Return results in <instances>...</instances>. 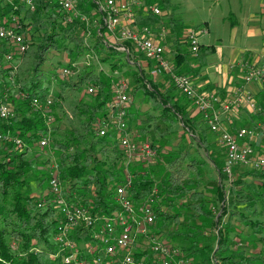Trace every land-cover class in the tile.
Listing matches in <instances>:
<instances>
[{
	"label": "trees",
	"instance_id": "16d2710c",
	"mask_svg": "<svg viewBox=\"0 0 264 264\" xmlns=\"http://www.w3.org/2000/svg\"><path fill=\"white\" fill-rule=\"evenodd\" d=\"M159 5L165 11L164 16L139 17V25L168 24L172 32L167 43L171 53L175 47L171 60L175 72L198 79L202 67L207 64V56L215 48L202 46L199 57H194L182 37L187 26L176 15L177 6L172 0H159ZM17 14L21 17L24 35L32 33L39 39L35 40L37 44H32L30 80L20 87L19 91L23 93L13 100L11 117L8 120L0 118V135L12 138L11 141L0 139V264H96L95 260L102 251L90 250L91 246L100 243L94 238L92 228L76 224L64 245L56 240L58 228L67 223L62 208L64 205L82 207L96 220L102 215L112 216L123 211L116 200L120 186L128 190L137 206L148 198L155 199L157 220L150 228L152 236L156 233L167 236L168 244L176 241L180 253L177 258L187 260L188 264H264V253L251 255L245 248L237 247L241 234L235 226L236 221L242 222L252 229L253 236L264 243V173L255 170L243 173L249 181L232 180L226 186L224 164L222 166L215 158L214 150L205 147L212 143L206 123L193 103L174 85L171 74L163 72L160 74L163 80L155 83L157 77L136 66L139 70L132 76L136 86L132 94L142 90L145 95L155 97L150 103L161 113L155 118L164 124L179 122L191 139H197L206 148L207 158L212 160L218 173L214 202L197 184L199 179L186 178L189 170L197 171L199 177L207 160L195 157L185 147L175 146L172 157L167 160L168 168L145 167L142 170L132 164L114 134L98 135L97 122L106 115L107 105L118 83L113 86L108 78L95 73L93 68L97 63L94 61L91 65L73 66L87 52L82 24L65 23L63 15L46 0H36L33 11L24 5L15 9L10 3L0 0V23ZM6 46L0 40V72L8 75L16 68L12 65L6 67L4 56L10 50ZM50 52L66 53L70 60L66 67H72L74 72L83 67L84 73L78 82L68 83L67 78L65 82L57 80L62 69L60 66L51 73L44 71ZM96 52L102 63H108L109 56L118 53L106 49L100 39L96 40ZM118 65L110 62L112 69ZM154 67L155 63L148 60L149 70ZM57 81H60V91L47 108L46 97L52 92L51 83ZM89 83L96 87L92 94L87 93ZM164 83L170 85L166 87ZM77 91L84 92L91 99L84 100ZM35 98L40 99L42 108L34 105ZM63 98L67 100L65 103L72 104H69L70 114L60 103ZM59 110L62 113L59 114ZM192 110L196 116L191 114ZM263 113L264 108L258 113L260 120L264 118L261 116ZM50 116L52 121L48 120ZM258 117H247L251 119L249 127L257 126L255 120ZM144 130H148L146 126ZM43 137L49 138L46 147L40 145ZM16 139L22 141L21 148L14 142ZM149 144L154 155L160 152L156 143L151 141ZM50 152L57 156L62 188L59 196L49 185L51 158L48 157L53 155ZM152 158L143 163L148 164ZM135 245L139 250L135 256L151 258L147 251L141 249V242ZM67 257H71L70 263H66ZM109 261L110 264H119L117 258H105L102 264H109Z\"/></svg>",
	"mask_w": 264,
	"mask_h": 264
},
{
	"label": "built area",
	"instance_id": "2783aa9c",
	"mask_svg": "<svg viewBox=\"0 0 264 264\" xmlns=\"http://www.w3.org/2000/svg\"><path fill=\"white\" fill-rule=\"evenodd\" d=\"M3 1L10 3L15 9H18L20 5L32 11L36 9V0ZM46 1L63 15L65 23L79 22L84 26L83 36L87 52L83 57V65H91L92 61L101 64L96 52V40L100 39L106 49L125 54L130 65H135L154 77L160 76L163 72L170 73L174 85L193 103L210 131L219 134L220 143L225 149L224 174L231 178L236 167L264 173V150L258 151L253 144L257 137H261L264 141V118L257 123L256 127H242L235 131H229L223 127V117L232 109H245L251 113L263 111L250 85L264 84V61H246L241 64L244 71L243 82L235 90L233 99L224 102L218 93L202 90L193 78L175 72L168 58L171 50L166 43L170 33L165 25H139V17L164 16L157 0ZM20 19L21 17L17 14L0 23V38L6 40L9 45H15L19 54H25L29 44L24 38L26 36L22 32L24 27ZM200 29L190 28L182 36L186 39L191 54L196 58L199 57L202 48L200 36L203 31ZM7 60H13V56L8 55ZM148 60L155 63V67L151 70L148 68ZM72 74V67L63 68L60 72L62 79ZM95 90V86H89L87 93L92 94ZM51 99L46 102L47 108L53 103V98ZM34 105L42 108L40 99H34ZM130 105L129 87L125 82H120L113 89L106 115L97 122L98 135L105 137L110 133L114 134L120 148L129 158L147 161L154 155V151L149 143L140 145L132 140L129 128ZM11 115L10 106L3 105L0 108L1 118L7 119ZM52 119V116L48 118L49 121ZM15 141L21 148L22 141L20 139ZM48 143L49 138L46 137L40 141L42 147L48 146ZM49 168L51 169L49 185L59 196L62 191L59 166L56 162H52ZM116 200L123 211L115 212L112 216L102 215L97 220L82 207L71 208L64 205L62 211L67 218V223L58 228L59 235L56 240L64 245L66 237L73 232V226L80 224L85 228H92L94 238L100 241L90 247V250L94 252L100 249L102 251V255L97 256L95 260L96 264H102L105 258L111 260L117 258L119 264H188L187 260L177 258L178 250L172 249L167 241L152 236L150 228L157 220L154 198H148L142 205L137 206L128 194V190L120 186L117 189ZM141 236L148 245L141 243L140 247L149 252L150 259L139 258L134 255L135 253H131L130 249ZM70 261L71 257H67L66 263Z\"/></svg>",
	"mask_w": 264,
	"mask_h": 264
},
{
	"label": "rangeland",
	"instance_id": "374dc122",
	"mask_svg": "<svg viewBox=\"0 0 264 264\" xmlns=\"http://www.w3.org/2000/svg\"><path fill=\"white\" fill-rule=\"evenodd\" d=\"M156 2L157 4H159V0H157ZM172 3L177 6L178 10L176 12V15H178V17L183 21L184 25L187 26L185 31L189 30L190 28H195L196 26H201L200 30L203 31V34L200 36L201 46H213L215 48L214 52L207 56V64L202 67L205 74H214L218 70H224L225 68H228V64L226 62H229L228 58L230 56H233L234 54H240L247 50L259 54H264V39L260 35L255 34V26H253V24L255 23L252 21L255 15H258L263 11L262 4L264 3V0H172ZM162 11L165 14V11L163 9ZM165 26L167 27V30L171 35V28L168 26V24H165ZM25 36V40L31 42V44L28 45V50L25 52V54H19L16 51L17 47L15 45H9L6 40L0 38L1 41L5 42L8 47H10L9 52L4 56L6 67L12 65L16 68L15 70H12L8 75L0 72V85L4 87L3 89L0 88V99L2 97H4L5 99H3V102H0V108L3 105H7L8 107L10 106V108H14L13 100L16 99V97H19L20 93H23L22 91H19L20 87L23 84L29 82L30 77L32 75V47L34 46H32V44H37L36 41H38L39 38H36L35 35L33 36L32 33H30V35L29 33H26ZM183 40L186 42L185 38H183ZM166 45L170 46L169 43H166ZM174 49L175 47L173 48L172 53L168 55V58L172 61L174 58ZM8 55H12L13 60H7ZM223 56H225V58ZM109 57L110 58L108 63L101 62V64H96L95 66L93 65L95 67L93 68V70L95 73H98L100 77L108 78L113 86L120 82H125L128 85L131 97V105L129 108V123L130 128L132 129V140H134L140 145H143L145 143H151V141H153L160 147V152H158V154L156 153L155 155H153V158L148 164H144L143 161H139L137 158H131V160L128 159V161H132V164H136L135 167L142 170L145 167L147 169H163L165 167L168 168V158L172 157V153L175 149V146L178 145L179 147L181 145L188 149L189 152H191V154L195 157H198L201 160H207L206 166L204 165L200 170L201 175H199V177L197 171L189 170L188 172H186V178L188 179L189 177V179L192 180L199 179V182L197 184L199 185V187H201L202 191L207 193V195L211 199V202H214V200L216 199L218 173L212 160L207 158L208 153L206 151V148L210 149V151L214 150L215 158L220 161L223 166L225 162V149L220 143V136L215 137L213 135V132H211L210 129L206 126L207 130H209V138H212V143L210 142L211 145L207 144V146H205L206 148H203L198 143L197 139L193 140L190 136H188L187 133H185L186 130L182 127L179 122L175 124L174 122H168L166 124L161 123L162 121L159 120V118H155L159 117V115L161 114L160 111L154 109L151 105L155 97L145 95L144 91L142 90H138L135 95L132 94L133 89L136 88L132 76L133 74L138 72L137 67L135 65H130L126 58V55L123 53L119 52L117 54H112ZM192 58L195 61L197 60L194 57ZM48 59L49 61L44 66V71L50 73L54 72L58 66L62 67V69L66 68V65L69 64L70 61L68 59L67 54L64 52H50L48 55ZM261 60L264 61L263 56L255 55V58H252L250 61ZM83 62L84 58L81 57L79 58L77 63L82 64ZM110 62H117L119 65L116 69H112V67L110 66ZM1 67L2 66H0V69ZM82 68L83 67H80L79 71H73V74L67 79H65L67 80L66 82H78L81 78V75H83L84 73L82 72L84 71V69ZM62 69L59 70V73ZM60 78V75L56 77L57 80H64ZM65 80L63 82H65ZM162 80L163 77L159 76L157 77L155 83L161 82ZM59 82L57 81L51 83L52 92H50V95L46 97V102L52 100L51 97L55 98L58 95L60 91ZM163 85H165V83ZM169 85L170 84L165 86L168 87ZM89 86H94V84H87V88ZM66 91L67 90L65 88V94ZM82 91H77V93L81 94L84 100L89 101L91 99V96L84 94V92ZM76 97L78 98V96ZM77 98H69V100ZM65 101L67 100L63 98L60 103L63 107H66L68 113L70 114L71 110H69V104L71 106L72 104L71 102L65 103ZM257 102L259 103L258 100ZM259 104L263 105L261 103ZM192 111L193 112H191V114L196 116L197 113L194 110ZM243 112H245V117H258V112H254L252 114L249 113L247 110ZM60 113L62 112L59 110V114ZM261 116L264 117V113ZM1 119L8 120V118ZM145 126L150 131L144 130ZM233 130L235 131V129ZM213 138H215V140H213ZM0 139L7 141L12 140L9 135H0ZM14 142L16 141L14 140ZM52 154L51 157H48L51 158V163L57 161V156L54 153ZM40 159L41 162L44 161L43 157ZM150 171L151 173H153L154 170L151 169ZM250 171L252 170L245 169L243 167H236L231 178L224 177V183L227 181L225 184H227L226 186H228L231 184L232 180L238 181L240 179H246V181H249L247 175H244L243 173ZM235 226L236 229H238V233L241 234V236L238 237L240 240L237 243V247L245 248L247 252L251 255H256L259 252L264 253V243L260 242L259 237L253 236L251 228H248L240 221H236ZM154 235H156L155 237L157 239L163 238V241L169 242V238L167 236L162 237L159 236L157 233ZM140 242L148 245V243L143 237H139L136 240V243L140 244ZM169 246L172 249L176 248V250H178L177 248H179L176 241L173 243H169ZM130 250L132 254L139 251L136 245H133L132 249Z\"/></svg>",
	"mask_w": 264,
	"mask_h": 264
},
{
	"label": "crops",
	"instance_id": "0c3cea01",
	"mask_svg": "<svg viewBox=\"0 0 264 264\" xmlns=\"http://www.w3.org/2000/svg\"><path fill=\"white\" fill-rule=\"evenodd\" d=\"M262 12L258 15H255L252 21L255 23V34L260 35L264 39V3L262 4ZM261 55L264 57V54L255 53L253 51H245L240 54H234L230 56L228 64V68L224 70H218L214 74H208L201 69L200 77L195 81L196 84L202 89L207 91H214L219 94L221 99L225 102L233 99L235 90L237 87L243 82L244 79V71L241 68V64L246 61H250L255 56L252 55ZM225 58V56H223ZM207 63V61H206ZM250 89L253 91L256 99L259 103L263 104L259 106L264 108V85L263 84H252L250 85ZM245 109H232L223 117V127L229 131H234L242 127H249V123L251 119H247L245 117ZM258 117L255 122L261 121ZM207 126V125H206ZM215 137H218L216 133H213ZM210 141L212 138H209ZM215 140V138H213ZM217 140V139H216ZM254 147L260 152L264 149V141L261 137H257L253 141Z\"/></svg>",
	"mask_w": 264,
	"mask_h": 264
}]
</instances>
